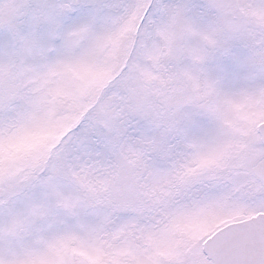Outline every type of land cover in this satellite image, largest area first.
Instances as JSON below:
<instances>
[{"label":"snow or ice","instance_id":"1","mask_svg":"<svg viewBox=\"0 0 264 264\" xmlns=\"http://www.w3.org/2000/svg\"><path fill=\"white\" fill-rule=\"evenodd\" d=\"M0 264H264V0H0Z\"/></svg>","mask_w":264,"mask_h":264}]
</instances>
